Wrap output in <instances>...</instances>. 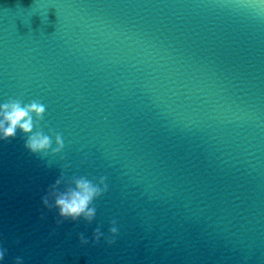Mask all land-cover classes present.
<instances>
[{"label": "water", "instance_id": "obj_1", "mask_svg": "<svg viewBox=\"0 0 264 264\" xmlns=\"http://www.w3.org/2000/svg\"><path fill=\"white\" fill-rule=\"evenodd\" d=\"M13 99L52 144L0 139V264H264V0H0Z\"/></svg>", "mask_w": 264, "mask_h": 264}, {"label": "clouds", "instance_id": "obj_2", "mask_svg": "<svg viewBox=\"0 0 264 264\" xmlns=\"http://www.w3.org/2000/svg\"><path fill=\"white\" fill-rule=\"evenodd\" d=\"M46 105L40 100L33 99L25 104L19 99L9 100L0 104V139L15 138L17 130H20L28 139L25 147L32 153L47 151L52 144V140L48 135L42 132L33 133L35 127L33 117L42 120L46 113ZM55 142L57 147L54 152H59L64 147V139L61 133H55ZM106 177L101 176L99 185L93 184L92 181L79 177L73 181L74 187H69L63 193H53L55 195V207L58 209L59 216L64 219L73 221L83 218L87 222H91L97 213L94 201L99 199L107 192ZM57 184L59 181L56 182ZM102 185V187H101ZM55 188V185L53 186ZM44 204H48V199L44 198ZM112 227L109 231L115 235L118 231L116 221L113 220ZM95 238L99 240L102 233L100 229L95 230ZM82 242L87 243L83 240ZM113 241H109L112 243ZM4 252L0 251V260H3ZM19 264V260L17 261Z\"/></svg>", "mask_w": 264, "mask_h": 264}]
</instances>
